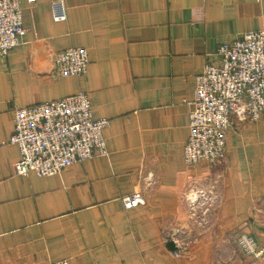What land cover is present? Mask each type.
I'll return each instance as SVG.
<instances>
[{
	"label": "crops",
	"instance_id": "1",
	"mask_svg": "<svg viewBox=\"0 0 264 264\" xmlns=\"http://www.w3.org/2000/svg\"><path fill=\"white\" fill-rule=\"evenodd\" d=\"M58 1L65 20L53 19ZM18 2L26 31L0 56V264H253L230 239L245 232L264 244V116L235 120L218 161L188 164L183 147L195 75L220 63L221 43L264 29V0ZM69 46L87 50L82 76L55 73ZM79 91L94 118L109 119L108 153L16 174L13 108ZM202 185L208 231L187 200ZM137 190L144 203L124 207ZM182 236L189 246L176 255Z\"/></svg>",
	"mask_w": 264,
	"mask_h": 264
},
{
	"label": "built area",
	"instance_id": "2",
	"mask_svg": "<svg viewBox=\"0 0 264 264\" xmlns=\"http://www.w3.org/2000/svg\"><path fill=\"white\" fill-rule=\"evenodd\" d=\"M52 11L54 20H65L62 2L54 3ZM25 31L18 0H0V56H6ZM217 53L220 63L205 64L195 75L189 101V134L183 147L188 164L220 160L235 120L264 116V29L242 32L232 42L221 43ZM87 63V50L81 46H69L54 56V70L59 76H82ZM12 114L13 131L8 141L16 144L20 152L13 165L16 174L52 175L75 162L108 153L103 130L109 119L93 117L89 96L84 91L16 106ZM194 191L187 197L190 206L204 197L203 190ZM122 202L126 208L136 207L144 203V196L139 190L133 191L123 195ZM238 244L244 254L253 258V264H264V244L245 232L239 235ZM175 247L174 253L180 255L179 240H175Z\"/></svg>",
	"mask_w": 264,
	"mask_h": 264
},
{
	"label": "rangeland",
	"instance_id": "3",
	"mask_svg": "<svg viewBox=\"0 0 264 264\" xmlns=\"http://www.w3.org/2000/svg\"><path fill=\"white\" fill-rule=\"evenodd\" d=\"M206 189H207V187L202 185L203 192ZM203 195H204V197L201 196L199 201H198V203H197V206H195L197 209L196 208L194 209V206H190L191 207V210H190V212H191L190 214L191 215H190V217L193 220L197 219V221H198L199 218H201L202 219V224H200V223L199 224L202 225V228L204 230L208 231L210 229V226H208V224H206V223H208L207 222V219L209 218L208 215H210V213H213V211L212 210L207 211L208 210V208H207V204L208 203L207 202H209V197H211V196H209V194H205V192L203 193ZM191 196H192V194L189 195V197H191ZM205 197H206V200L204 199ZM199 204H203V207H204L203 210H201V205L199 206ZM192 223H195V221H193ZM213 228H215V227H213ZM241 233L242 232H237V233L233 234L231 236V239H230V244H233L235 246L234 248H237L240 252H242V250H241V248L239 247V244H238V237H239V235ZM179 245H180V249L182 250L181 253H183L184 251H187L188 246H189V239L185 240V238L182 236L181 239L179 240ZM230 247H231V245H230Z\"/></svg>",
	"mask_w": 264,
	"mask_h": 264
},
{
	"label": "trees",
	"instance_id": "4",
	"mask_svg": "<svg viewBox=\"0 0 264 264\" xmlns=\"http://www.w3.org/2000/svg\"><path fill=\"white\" fill-rule=\"evenodd\" d=\"M169 246H170L171 249L173 248L171 243H169Z\"/></svg>",
	"mask_w": 264,
	"mask_h": 264
}]
</instances>
